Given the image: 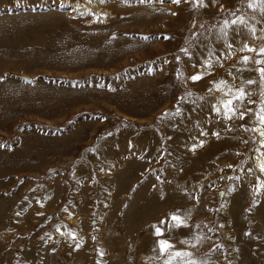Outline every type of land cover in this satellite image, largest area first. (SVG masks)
Instances as JSON below:
<instances>
[{"label": "rangeland", "instance_id": "374dc122", "mask_svg": "<svg viewBox=\"0 0 264 264\" xmlns=\"http://www.w3.org/2000/svg\"><path fill=\"white\" fill-rule=\"evenodd\" d=\"M79 3L0 0V264H264V0Z\"/></svg>", "mask_w": 264, "mask_h": 264}, {"label": "snow or ice", "instance_id": "6c2138e0", "mask_svg": "<svg viewBox=\"0 0 264 264\" xmlns=\"http://www.w3.org/2000/svg\"><path fill=\"white\" fill-rule=\"evenodd\" d=\"M176 3H179L180 0H175ZM251 6H254V5H251ZM235 22V21H233ZM225 25H227L229 22L227 20H225ZM147 38V37H145ZM245 47H247V45H245ZM181 51L187 53V49H181ZM259 51L261 53H264V46H262ZM177 60L180 59L179 56L176 57ZM243 59L245 61H247L249 59V57L245 56L243 57ZM207 63H210V61H208ZM260 71V74H261V77H262V82H264V68H260L259 69ZM182 73H180L179 71L177 72V75H181ZM202 73H196V74H193L190 79L195 81V80H198L200 79ZM226 84V81L224 80H220L219 82H217L215 84V87L217 89H219L222 85ZM246 95V93L244 92L243 88H241L236 96L232 97V99H240V100H243L244 96ZM262 96H264V91H262L261 93ZM232 99H227V100H224L223 101V106H224V115L226 117H229L231 116L232 114L236 113V108L232 106ZM221 109L219 107H216L214 108V111H217L219 112ZM251 111V110H249ZM164 114H167L166 112ZM241 117L244 115V113H238ZM257 116L259 118V124L257 125V130H259V133H260V136L261 137H264V101H262V107H261V110L257 113ZM203 143V141L201 142ZM260 143L262 145H264V139H261ZM195 147V145H193V148ZM264 155V154H262ZM258 166H259V169L262 173H264V160H259L258 161ZM259 188L260 186L258 185L256 190L259 191ZM171 219L172 221H174L175 223L172 224L170 223L169 224V227H179L181 226L182 224H185L186 221H184V219L178 215H176V213H172L171 214ZM165 221L161 220L159 221L158 225L154 226L155 227V233L158 237H160L162 235V233L164 232V229L162 227H160L159 225H162L164 224ZM75 234L73 233V236ZM197 240H199V237L196 238ZM185 243H188V241H184ZM157 244L159 246V251L164 254L167 258L165 259L164 261V264H174V260L176 257H191L192 256V253L191 252H188V251H185V250H175L173 251V245L172 243L167 240V239H163V238H160L157 240ZM77 247H79V245H77ZM102 254V253H101ZM176 264H199L198 261H195V260H181V261H178L176 262Z\"/></svg>", "mask_w": 264, "mask_h": 264}, {"label": "bare ground", "instance_id": "6f19581e", "mask_svg": "<svg viewBox=\"0 0 264 264\" xmlns=\"http://www.w3.org/2000/svg\"><path fill=\"white\" fill-rule=\"evenodd\" d=\"M58 2H62L63 0H57ZM84 1H90V0H84ZM65 2H66V5H69V6H71L70 5V3H72L73 4V2H74V4L72 5V7H79V6H82L83 8H86L85 6H83L82 5V3H79V0H65ZM89 9V8H88ZM225 100H226V98H225ZM258 133H259V130H258ZM260 134V133H259ZM260 139H262V137L260 136ZM262 145V144H261ZM262 146H264V145H262Z\"/></svg>", "mask_w": 264, "mask_h": 264}, {"label": "water", "instance_id": "95a60500", "mask_svg": "<svg viewBox=\"0 0 264 264\" xmlns=\"http://www.w3.org/2000/svg\"><path fill=\"white\" fill-rule=\"evenodd\" d=\"M220 194H222V193L220 192Z\"/></svg>", "mask_w": 264, "mask_h": 264}]
</instances>
